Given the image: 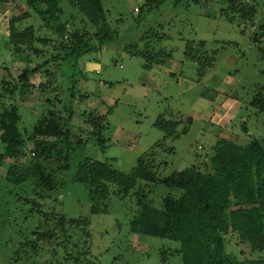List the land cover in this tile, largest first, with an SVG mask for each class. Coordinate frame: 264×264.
Returning a JSON list of instances; mask_svg holds the SVG:
<instances>
[{"label": "rangeland", "instance_id": "1", "mask_svg": "<svg viewBox=\"0 0 264 264\" xmlns=\"http://www.w3.org/2000/svg\"><path fill=\"white\" fill-rule=\"evenodd\" d=\"M144 1L100 0L107 23L118 31L117 41L76 61L55 62L53 46L37 40L14 52L9 21L19 18L17 31L32 27L36 39L55 44L59 24L92 34L86 18L69 0H57L60 10L54 16H43L40 3L0 0V113L17 107L24 141L17 160H1L5 138L0 131V264H181L179 243L131 234L135 189L125 195L107 184L105 198L94 202L89 186L77 181L79 166L99 162L127 173L153 153L155 182H138L137 187L160 209L167 193L176 192L163 181L192 166L206 171L216 141L244 144L264 136V114L250 104L257 95L264 97V61L258 51L264 49V29L263 42L252 43L260 33L255 28L264 0H180L175 8L173 0H165L158 9L139 14ZM234 3L245 10L253 7L251 20L241 21ZM144 32L153 35L148 49L171 54L150 70L143 58L123 50ZM145 41H137L139 49ZM199 41L204 51L196 46ZM36 65H41L39 73L30 78L24 98L3 91L2 82L11 88L24 68ZM69 108V143L47 139L43 154L41 149L34 153L40 139L30 136L37 121L50 111L54 119L66 120ZM98 120L94 131L91 122ZM159 124L175 129L165 132ZM37 160L56 182L55 189L9 182L8 165L20 170ZM58 229L61 235L54 232ZM43 233L48 237L40 238ZM235 238L226 236L227 253L239 260L256 256L248 251L241 256Z\"/></svg>", "mask_w": 264, "mask_h": 264}, {"label": "trees", "instance_id": "2", "mask_svg": "<svg viewBox=\"0 0 264 264\" xmlns=\"http://www.w3.org/2000/svg\"><path fill=\"white\" fill-rule=\"evenodd\" d=\"M179 1L173 0L172 8H175ZM69 2L94 29L92 34H88L87 31H69L67 24H59L55 30L58 40L53 44L47 39H36L32 27L17 31L14 25L20 19H11L8 24V38L14 52L20 53L23 46L29 47L37 40L53 46L58 53L55 62L59 59L76 61L86 54L97 53L104 46L112 45L117 41L118 31L107 23L100 0H69ZM164 2L165 0H145L137 12L149 13L158 9ZM39 3L41 7L45 6V11H40L43 16H54L59 13L57 0H28V6ZM235 6L241 21L251 20L253 7L245 10L243 7ZM255 29L259 32L263 31L264 14ZM262 34L261 32L254 34L252 43L263 42ZM152 37L153 35L144 32L137 39L139 43L146 40L143 49H139L137 41L127 44L123 49L130 55L143 58L146 70L165 64V60L171 57V54L162 50L148 49L149 39ZM158 38L159 35L155 39ZM196 46L203 49L202 51L205 50V43L202 41L197 42ZM258 51L260 59L264 61V49L258 47ZM39 66L24 68L17 78V83L11 88L7 87V82H2L3 91L8 95L17 92L24 98L28 89L32 87L29 80L39 73ZM260 73L264 74V69ZM43 91L45 92L41 89L40 92ZM47 102L52 104L49 99ZM250 104L264 114L263 95H257ZM49 114V117L44 116L38 120L33 128L30 138L35 141L40 139L35 145L34 153L41 149L40 154H43L42 147L47 139L69 143L71 131L68 122L73 115L70 108L66 120L54 119V113L51 111ZM19 121L18 109L14 105H10L0 113V131L5 138L3 141L5 149L1 160L2 158L17 160L21 156L20 150L24 146V141L17 128ZM99 122V120L91 122L94 131H98L101 124ZM158 126L165 132L171 130L169 126L161 124ZM174 126L173 124L172 130L175 129ZM241 130L245 135L249 132L244 124ZM99 141L103 142L102 139ZM208 164L206 171L200 170L198 166H192L165 179L163 183L176 192L167 193L162 199L160 209L153 208L148 193L142 186L137 187L138 182H155V174L151 170L155 166L153 153L138 159L136 165L127 173L113 170L99 162L80 165L77 181L89 186L91 200L94 202L97 198H105L107 184H115L120 189L119 192L125 195L135 189L137 212L129 223L131 234L166 238L179 243L176 253L181 258V264H264V136L258 139L251 138L244 144L219 139L212 147L211 155L208 156ZM7 178L9 182L18 185L32 182L36 187L47 190L55 189L56 184L49 174L45 173L42 163L38 160L30 167L20 170L16 164L8 165ZM92 211L98 213L99 208L94 205ZM54 232L61 235L59 229ZM228 235L236 236V243L241 247V256L246 257L247 251L249 256L251 253H256V256L239 260L227 253L225 238ZM47 237L44 233L40 235V238Z\"/></svg>", "mask_w": 264, "mask_h": 264}, {"label": "crops", "instance_id": "3", "mask_svg": "<svg viewBox=\"0 0 264 264\" xmlns=\"http://www.w3.org/2000/svg\"><path fill=\"white\" fill-rule=\"evenodd\" d=\"M227 101V100H226ZM235 102V101H234ZM218 126V125H217Z\"/></svg>", "mask_w": 264, "mask_h": 264}]
</instances>
